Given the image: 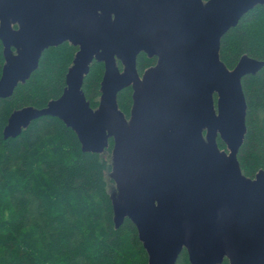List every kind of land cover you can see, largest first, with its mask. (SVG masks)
Returning a JSON list of instances; mask_svg holds the SVG:
<instances>
[{
	"label": "water",
	"instance_id": "95a60500",
	"mask_svg": "<svg viewBox=\"0 0 264 264\" xmlns=\"http://www.w3.org/2000/svg\"><path fill=\"white\" fill-rule=\"evenodd\" d=\"M257 5L264 0H0V99L45 49L78 47L61 95L14 110L3 138L41 116L73 130L84 152L102 153L112 138L114 226L132 221L148 264H175L183 249L190 264H264V171L247 177L237 160L241 80L264 61L243 55L229 69L219 57L222 36ZM140 52L157 57L142 76ZM93 60L104 64L95 109L82 91ZM128 86L125 117L116 98Z\"/></svg>",
	"mask_w": 264,
	"mask_h": 264
},
{
	"label": "trees",
	"instance_id": "16d2710c",
	"mask_svg": "<svg viewBox=\"0 0 264 264\" xmlns=\"http://www.w3.org/2000/svg\"><path fill=\"white\" fill-rule=\"evenodd\" d=\"M76 51L69 42L45 49L30 77L0 99V264H148L132 221L125 218L114 226L108 176L112 138L104 152H84L74 131L52 116L33 120L15 138L2 136L14 110L42 108L61 95ZM243 55L264 61V5L247 11L221 38L219 57L227 68ZM154 62L140 53L138 73ZM3 64L0 41V75ZM103 70L102 62L93 61L83 80L82 91L93 109ZM241 83L246 133L237 160L241 172L253 178L264 171V65ZM116 100L128 117L132 87L120 90ZM218 145L225 149L219 138ZM175 264H190L185 249ZM221 264L229 263L224 258Z\"/></svg>",
	"mask_w": 264,
	"mask_h": 264
},
{
	"label": "flooded vegetation",
	"instance_id": "af4514ba",
	"mask_svg": "<svg viewBox=\"0 0 264 264\" xmlns=\"http://www.w3.org/2000/svg\"><path fill=\"white\" fill-rule=\"evenodd\" d=\"M76 47H77V46H76ZM77 49H78V47H77ZM140 53H144V52H140ZM140 53H139V54H140ZM139 54H138V55H139ZM145 54H146V53H145ZM138 55H137V57H138ZM146 55H147V54H146ZM147 56H148V55H147ZM148 57H150V56H148ZM152 57L155 58V62H154V63L156 64V62H157V57H156V56H152ZM93 61H96V60H93ZM98 62H101V61H98ZM118 62H119V61H117V65H118ZM102 63H103V62H102ZM119 63H120V62H119ZM136 63H137V58H136ZM120 64H121V63H120ZM155 64H154V65H155ZM103 66H104V64H103ZM122 68H123V67H122V65H121V68H119V69L122 70ZM136 68H137V67H136ZM103 72H104V70H103ZM142 74H143V73H139L140 76H142ZM226 259H227V258H226ZM227 260H228V259H227ZM228 263H229V261H228Z\"/></svg>",
	"mask_w": 264,
	"mask_h": 264
},
{
	"label": "rangeland",
	"instance_id": "374dc122",
	"mask_svg": "<svg viewBox=\"0 0 264 264\" xmlns=\"http://www.w3.org/2000/svg\"><path fill=\"white\" fill-rule=\"evenodd\" d=\"M110 191L113 192L114 190V183L110 185Z\"/></svg>",
	"mask_w": 264,
	"mask_h": 264
}]
</instances>
